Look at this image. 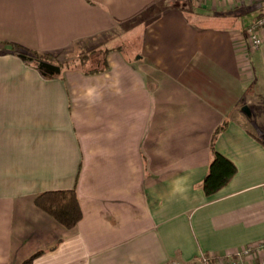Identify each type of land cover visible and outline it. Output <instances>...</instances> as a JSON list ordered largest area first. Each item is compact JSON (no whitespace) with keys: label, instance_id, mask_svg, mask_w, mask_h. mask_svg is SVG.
Wrapping results in <instances>:
<instances>
[{"label":"crops","instance_id":"1","mask_svg":"<svg viewBox=\"0 0 264 264\" xmlns=\"http://www.w3.org/2000/svg\"><path fill=\"white\" fill-rule=\"evenodd\" d=\"M172 1L0 0V264L264 260V26L255 48L244 34L264 0ZM6 42L116 47L105 70L45 75ZM213 134L236 171L206 194ZM68 188L72 228L34 204Z\"/></svg>","mask_w":264,"mask_h":264},{"label":"trees","instance_id":"2","mask_svg":"<svg viewBox=\"0 0 264 264\" xmlns=\"http://www.w3.org/2000/svg\"><path fill=\"white\" fill-rule=\"evenodd\" d=\"M178 0H173L176 3ZM260 15V14H259ZM8 48L15 54L21 56L24 61L31 63L41 73L51 75L38 67L39 60H45L58 64L60 69L79 68L85 73H94L105 70L108 66L106 56L116 46H99L91 48L83 53L67 60L59 61L49 53L26 48L20 44L6 42ZM221 125L220 127H223ZM214 134L211 140V158L203 181L202 188L206 194L215 193L224 186L236 171V166L227 156L217 151L214 147ZM34 204L53 217L66 228L74 227L81 219L82 213L74 188L45 190L35 195ZM34 255L26 258L20 264H31Z\"/></svg>","mask_w":264,"mask_h":264},{"label":"built area","instance_id":"3","mask_svg":"<svg viewBox=\"0 0 264 264\" xmlns=\"http://www.w3.org/2000/svg\"><path fill=\"white\" fill-rule=\"evenodd\" d=\"M263 26H264V14L256 17L255 20L252 23L248 24L246 28L244 29L245 37L247 38L248 43L250 44L251 48H255L260 44L261 37L259 35V29L260 27H263ZM243 252L247 253L248 250L244 249ZM210 259L211 257L209 255H206L205 253H203L199 256L198 262L196 264H215L214 262L212 263ZM218 262L222 264L223 260H220ZM164 264H188V263L179 261V260H169V261H166ZM243 264H264V260L257 261V263H255L254 261H249Z\"/></svg>","mask_w":264,"mask_h":264},{"label":"rangeland","instance_id":"4","mask_svg":"<svg viewBox=\"0 0 264 264\" xmlns=\"http://www.w3.org/2000/svg\"><path fill=\"white\" fill-rule=\"evenodd\" d=\"M186 11L188 13L187 9H186ZM252 17H253L252 13L250 15L245 16V18H243L241 20V23L246 24L249 20L252 19ZM135 40L136 39H134L133 41L130 42L131 43L130 46H128L126 43H122V45H121L122 47H124L123 49H124V51H126V54H129L130 56L134 55V53L136 52L135 50L137 49V46L135 45L136 44ZM245 51L247 53V57L251 56L252 52L250 50H245ZM247 95H249V94H247ZM242 107L246 108V109H244V111H245L244 113L245 114L247 112V114L251 116V114L254 115L257 112L259 114V117L260 118L262 117V114H261L262 108L260 107V105L256 104L255 101L253 103H251V104L243 105ZM258 120H260V119H255V121H254V119L253 120H249V125L252 126L253 122H254L255 125H257V126H255L256 127L255 131H264L263 124L260 121H258Z\"/></svg>","mask_w":264,"mask_h":264},{"label":"water","instance_id":"5","mask_svg":"<svg viewBox=\"0 0 264 264\" xmlns=\"http://www.w3.org/2000/svg\"><path fill=\"white\" fill-rule=\"evenodd\" d=\"M21 56H23L21 54ZM38 67L46 72H58L60 70V67L58 64H54L52 62H48L45 60H39L38 61Z\"/></svg>","mask_w":264,"mask_h":264}]
</instances>
